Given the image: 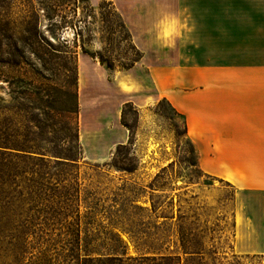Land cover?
Instances as JSON below:
<instances>
[{"label":"trees","instance_id":"obj_1","mask_svg":"<svg viewBox=\"0 0 264 264\" xmlns=\"http://www.w3.org/2000/svg\"><path fill=\"white\" fill-rule=\"evenodd\" d=\"M64 1L45 0L43 11H48L44 16L50 27L56 30L70 27L74 47L78 39L82 52L105 71H127L141 59L142 52L133 44L126 24L110 0H101L96 7L88 0ZM78 3H82L86 18L97 17L95 29L89 27L93 22L77 19ZM27 8L22 18V33L30 42L26 50L39 61L45 74L38 71L35 75L27 70L20 92L26 102V122L32 128L23 132L13 129L10 133L6 126L0 129V232L21 241L18 250L0 251V264H180V254L199 255L196 243L186 241L180 228L178 252L169 249L164 228L167 223L156 222L161 216H155L152 201L148 211L137 204L139 194L134 189L117 187L108 193L95 188L81 189L77 165L83 159V152L78 140L76 55L66 43L53 46L36 35L33 21L37 16L31 5ZM68 13L70 17L66 16ZM94 34L98 35L99 46L89 51L87 47L92 45ZM13 50L17 51V47ZM54 59L69 60L70 66L67 63L60 66L62 80L56 74L58 69L47 67L55 63ZM10 64L18 66L19 62ZM160 102L174 110L165 98ZM126 110H132L137 118L136 107L131 102L123 103L120 124L129 135L124 144L115 146L104 166L131 172L135 169L133 159L120 157L121 150L127 151L132 145L130 128L125 121ZM174 112L182 118L186 136L185 119ZM139 212H147L148 217L153 215V221L143 222ZM119 233L127 235L135 256L126 254V245ZM50 241L58 244L60 250L50 253L46 246L53 245ZM81 242L85 248L107 249L81 253Z\"/></svg>","mask_w":264,"mask_h":264},{"label":"rangeland","instance_id":"obj_2","mask_svg":"<svg viewBox=\"0 0 264 264\" xmlns=\"http://www.w3.org/2000/svg\"><path fill=\"white\" fill-rule=\"evenodd\" d=\"M88 1L91 6L96 7L101 0ZM110 1L127 28L130 23L140 18L151 24L167 23V29L170 25L179 23L180 0ZM64 2L59 0V3ZM29 5L37 16L33 21L36 35L43 37L53 46L66 43V46L75 52L76 61L82 70L100 81L98 92H94L96 84L91 86L94 93L90 102L96 107L91 113L95 115V119L88 113L89 111L81 109L79 102L82 104V96L79 94L78 140L84 154L77 165L81 189L95 188L101 193H108L117 187L134 189L139 194L137 204L146 211L150 209L152 201L156 207L155 216H161L156 222L167 223L164 228L167 230L169 249L178 252L176 247L179 245L177 235L179 228L183 231L186 241H190V244L195 242L199 248V255L195 257L180 254V264H264V256L237 253L235 250L234 217L237 215L236 220L239 221V212L243 210L240 202L258 200L259 194H240L228 182L204 174L197 165L193 144L184 134L182 118L165 102L158 104V100L148 107L136 108L137 118L132 110H126L125 121L130 128L132 145L127 151L121 150L120 157L133 159L132 164L135 168L133 171H115L104 166L111 154L102 161L92 160L100 153L112 152L115 148L113 144L120 135L125 134L128 138L129 132L120 124L123 98L120 89L128 88V78L119 74L118 78L113 80L115 74L122 71L103 72L94 59L82 52L78 39L74 47L73 30L70 27L61 30L50 27V22L44 16L48 11H43L45 0H0V129L6 126L10 133L13 129L23 132L28 127L32 128L26 122V102L20 92L27 70L33 74L38 71L41 75L45 74L39 61L27 53L26 46L30 42L24 39L25 35L22 33V18ZM81 6L82 3H78L77 19L93 22L89 27L95 29L98 25L97 17L94 15L92 19L86 18ZM60 14L64 15L63 12ZM66 16L70 17V14ZM56 19L59 20L60 17ZM166 34L168 37L169 32H164V35ZM93 37L92 45L87 47L89 51L99 46L98 35L94 34ZM14 46L17 47V51L13 50ZM121 54L120 51L119 56ZM109 56L112 57L111 54ZM12 61L19 62V65H11ZM54 61L55 63L47 67L58 69V71L53 69L56 74L62 71L61 64L67 63L70 66L67 59ZM128 75L129 79L143 81L145 89L151 90L144 69L136 68ZM59 79L62 80L64 77L60 74ZM17 138L20 139L19 136ZM253 209L256 210L254 207ZM146 213L139 212V218L143 222H152L153 215L148 217ZM162 216H166L167 219H163ZM119 234L126 245V254L135 256L136 251L127 235ZM6 235L8 234L0 232V237H4L0 238V251L18 250L21 241L5 237ZM50 242L53 245L46 244L50 253L60 250L58 244ZM92 249L101 251L107 248L101 246L85 248L83 243H80L81 253ZM35 251L36 249H33V252Z\"/></svg>","mask_w":264,"mask_h":264},{"label":"crops","instance_id":"obj_3","mask_svg":"<svg viewBox=\"0 0 264 264\" xmlns=\"http://www.w3.org/2000/svg\"><path fill=\"white\" fill-rule=\"evenodd\" d=\"M128 29L142 57L113 78H128L121 106L131 102L142 109L165 98L185 119L199 169L240 194H259L258 200H240L235 250L264 256V0H180L178 24L167 29V23L140 18ZM136 68L144 69L150 91L129 79ZM93 84L98 92L99 79L77 63L78 101L80 94L81 109L95 119ZM126 139L120 135L113 145Z\"/></svg>","mask_w":264,"mask_h":264}]
</instances>
